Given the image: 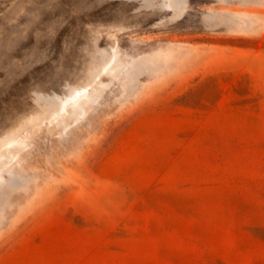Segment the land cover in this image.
I'll list each match as a JSON object with an SVG mask.
<instances>
[{
	"label": "rangeland",
	"instance_id": "374dc122",
	"mask_svg": "<svg viewBox=\"0 0 264 264\" xmlns=\"http://www.w3.org/2000/svg\"><path fill=\"white\" fill-rule=\"evenodd\" d=\"M0 264H264V0H0Z\"/></svg>",
	"mask_w": 264,
	"mask_h": 264
}]
</instances>
